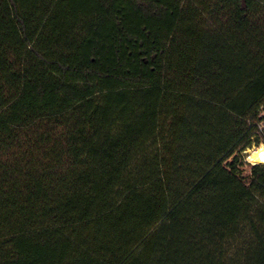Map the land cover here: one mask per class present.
Returning <instances> with one entry per match:
<instances>
[{
    "label": "trees",
    "instance_id": "1",
    "mask_svg": "<svg viewBox=\"0 0 264 264\" xmlns=\"http://www.w3.org/2000/svg\"><path fill=\"white\" fill-rule=\"evenodd\" d=\"M262 145L264 0H0V264H264Z\"/></svg>",
    "mask_w": 264,
    "mask_h": 264
},
{
    "label": "rangeland",
    "instance_id": "2",
    "mask_svg": "<svg viewBox=\"0 0 264 264\" xmlns=\"http://www.w3.org/2000/svg\"><path fill=\"white\" fill-rule=\"evenodd\" d=\"M261 151L264 152V145H262L260 148H258V150H257L256 147H254V148L248 150V151H247L248 154H244V156H245V161H246L247 163L251 164V165H253V164H254V165H255V164L261 165V164H259V162H258V160H259V159H258V156H259V154H260ZM256 152H257V153H256Z\"/></svg>",
    "mask_w": 264,
    "mask_h": 264
},
{
    "label": "water",
    "instance_id": "3",
    "mask_svg": "<svg viewBox=\"0 0 264 264\" xmlns=\"http://www.w3.org/2000/svg\"><path fill=\"white\" fill-rule=\"evenodd\" d=\"M245 154H248L247 151L245 152Z\"/></svg>",
    "mask_w": 264,
    "mask_h": 264
},
{
    "label": "bare ground",
    "instance_id": "4",
    "mask_svg": "<svg viewBox=\"0 0 264 264\" xmlns=\"http://www.w3.org/2000/svg\"><path fill=\"white\" fill-rule=\"evenodd\" d=\"M263 164H264V162H263Z\"/></svg>",
    "mask_w": 264,
    "mask_h": 264
}]
</instances>
